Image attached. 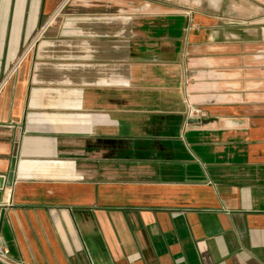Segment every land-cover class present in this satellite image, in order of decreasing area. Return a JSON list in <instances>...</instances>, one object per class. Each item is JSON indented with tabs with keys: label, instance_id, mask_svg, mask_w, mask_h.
<instances>
[{
	"label": "crops",
	"instance_id": "1",
	"mask_svg": "<svg viewBox=\"0 0 264 264\" xmlns=\"http://www.w3.org/2000/svg\"><path fill=\"white\" fill-rule=\"evenodd\" d=\"M256 17L159 0H0L11 264H264Z\"/></svg>",
	"mask_w": 264,
	"mask_h": 264
},
{
	"label": "rangeland",
	"instance_id": "2",
	"mask_svg": "<svg viewBox=\"0 0 264 264\" xmlns=\"http://www.w3.org/2000/svg\"><path fill=\"white\" fill-rule=\"evenodd\" d=\"M184 11H209L233 21H254L258 11H264V0H159Z\"/></svg>",
	"mask_w": 264,
	"mask_h": 264
},
{
	"label": "built area",
	"instance_id": "3",
	"mask_svg": "<svg viewBox=\"0 0 264 264\" xmlns=\"http://www.w3.org/2000/svg\"><path fill=\"white\" fill-rule=\"evenodd\" d=\"M190 118H205L207 117V112L197 107H191L189 111ZM1 205V203H0ZM0 217H1V207H0ZM0 261L11 264V258L9 251L6 247H4L0 242Z\"/></svg>",
	"mask_w": 264,
	"mask_h": 264
},
{
	"label": "water",
	"instance_id": "4",
	"mask_svg": "<svg viewBox=\"0 0 264 264\" xmlns=\"http://www.w3.org/2000/svg\"><path fill=\"white\" fill-rule=\"evenodd\" d=\"M15 166H16V160H13L11 170L9 174L7 175V177L0 176V203H1L2 195H3L2 190L4 189V187L6 185L7 186L13 185ZM2 220H3V212L1 213V217H0V225L2 224ZM0 264H7V263L0 261Z\"/></svg>",
	"mask_w": 264,
	"mask_h": 264
}]
</instances>
